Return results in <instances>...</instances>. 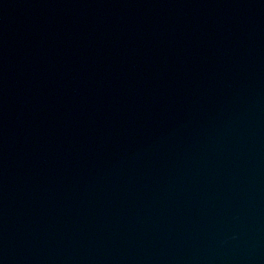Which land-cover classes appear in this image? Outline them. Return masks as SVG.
Returning a JSON list of instances; mask_svg holds the SVG:
<instances>
[{"label":"water","instance_id":"obj_1","mask_svg":"<svg viewBox=\"0 0 264 264\" xmlns=\"http://www.w3.org/2000/svg\"><path fill=\"white\" fill-rule=\"evenodd\" d=\"M0 264H264V0H0Z\"/></svg>","mask_w":264,"mask_h":264}]
</instances>
